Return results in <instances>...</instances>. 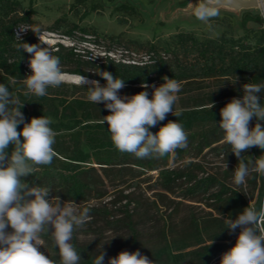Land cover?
Wrapping results in <instances>:
<instances>
[{
  "label": "trees",
  "instance_id": "obj_1",
  "mask_svg": "<svg viewBox=\"0 0 264 264\" xmlns=\"http://www.w3.org/2000/svg\"><path fill=\"white\" fill-rule=\"evenodd\" d=\"M117 10L130 16L138 13L135 7L125 3L119 5ZM34 13L33 8L23 7L19 0H0V83L9 88L10 83H13L15 96L24 103L21 111L26 123L33 117H51L54 122L50 127L56 133L53 148L57 155L50 165L33 166V173L23 178L30 186L50 188L52 192L48 198L59 196L61 200L71 199L82 203L92 197L103 196L99 189L104 179L118 183L125 181L128 176L135 178V171L146 169L158 171L159 181L167 191L182 176L195 179L187 188L191 197L209 193L208 197L214 200L212 208L233 220L244 208L250 206L245 193L229 187L223 177L206 174L197 178L190 172L166 167L169 154L160 158L138 159L131 153L120 152L111 140L107 122H101L104 116L109 115L103 103L95 104L88 98L68 97L50 92L43 97L33 94L26 96L24 93L27 89L22 83L31 73L28 69L31 54L23 50L19 52L13 45L19 43L15 40L18 27L34 26L31 19ZM87 13L84 11L81 16ZM248 21L258 23L260 28L240 36L229 35L224 31L214 38L199 37L191 31H178L157 42L150 41L141 45L146 48L147 52L144 54L121 48L120 58L103 54L89 60L78 56L73 51L74 48L66 47L61 42L55 43L52 54L58 56L60 62L73 64L72 68L62 70L63 72L98 80L101 86L106 81L95 73L98 69L124 79V88L127 90H145L140 87L142 82L161 85L164 77L175 79L186 86L208 79L219 82L222 87H228L226 91L221 89L190 95L188 98L191 104L185 103L180 109L174 108V112L180 113L179 116L169 113L164 121L149 130L155 134L169 121H176L187 133L188 145L186 148L177 149L174 155L191 151L194 157H203L204 151L213 152L222 155L224 161L234 169L238 159L231 152V146L224 141V133L219 128L220 110L232 98H242L244 84L264 83V18L260 15L244 14L242 24L245 25ZM82 31L97 34L95 30L83 28ZM20 35L23 42L44 47L37 34L30 29ZM110 39L116 41L115 37ZM235 76L238 77L236 83ZM257 95L264 105V93ZM151 98L149 95V99ZM211 103L214 106L210 109ZM256 122L253 117L251 128ZM260 123L264 127V121ZM22 128L23 125H19L17 130ZM20 139L23 141V137ZM12 150L13 146L10 144L7 151L11 153ZM260 156H264V150L251 147L243 153L242 159L245 162L249 159L255 161ZM199 169L204 171L201 165ZM227 173V170L224 171L225 175ZM249 175L254 182L258 179V194L252 207L259 210L264 195V173L251 171ZM213 188L215 190L210 192ZM123 199V210H117L120 216H115L106 207H84L90 208V217H102L110 228L127 232L129 252L139 250L155 264H220L222 255L235 245L240 232L238 228L235 233H227L225 220L219 217L201 222L191 219L183 236L169 238L168 234L161 231L163 241L147 247L142 244L141 231L133 218L134 210L139 207L140 202L131 199L129 195H124ZM131 202L135 208H128ZM115 205L113 203L112 207L116 209ZM43 237L50 249L48 257L60 264L58 249L53 246L50 234L44 233ZM71 242L80 253V264H93L97 254L79 243L74 233ZM108 258L105 256L104 264H108Z\"/></svg>",
  "mask_w": 264,
  "mask_h": 264
},
{
  "label": "clouds",
  "instance_id": "obj_2",
  "mask_svg": "<svg viewBox=\"0 0 264 264\" xmlns=\"http://www.w3.org/2000/svg\"><path fill=\"white\" fill-rule=\"evenodd\" d=\"M220 14V0H199L192 9V15L209 29L212 19ZM18 28L15 40L19 43L13 47L31 54L32 74L24 78L27 89L24 94L43 97L48 94V87H59L66 81L60 59L48 46L23 42L20 33L30 29L41 44H46L41 40L38 25ZM95 73L106 81L104 86L98 80H89L79 74L73 77V82L79 87L87 85L88 100L103 103L109 111L101 122H107L111 140L120 152L131 153L138 159L160 158L187 147V133L176 121H169L155 134L149 130L164 121L169 113L180 115L173 108L177 93L181 91L179 81L164 77V83L159 86L142 82L140 87L145 91L121 96L120 90L126 86L124 79L99 69ZM235 77L234 83L238 81ZM148 88H152L151 99ZM242 88V98H232L221 108L219 122L224 141L238 159L233 177L238 186L245 184L251 171L264 173V156L255 161L242 159L243 153L251 147L264 150V127L260 123L264 121V105L257 95L264 93V83H247ZM23 106L9 87L0 83V264H56L39 250L42 233L50 234L53 246L58 249L60 264H80V253L71 241L74 231L90 219V208H81L71 199L62 201L59 196L48 199L50 188L30 186L23 179L33 173L34 165H50L57 155L53 148L56 133L50 127L54 122L52 118L33 117L26 123L21 111ZM213 106L211 103L210 109ZM253 117L257 122L250 130ZM19 125L23 128L17 131ZM10 144L13 146L11 153L7 151ZM224 167L227 169L226 162ZM224 222L230 233L237 228L240 232L235 245L222 255L220 264H264V205L259 210L247 206L236 219L227 218ZM9 227L12 231H8ZM105 256L100 245L93 264H104ZM108 264L155 262L139 250H125L116 257H109Z\"/></svg>",
  "mask_w": 264,
  "mask_h": 264
},
{
  "label": "rangeland",
  "instance_id": "obj_3",
  "mask_svg": "<svg viewBox=\"0 0 264 264\" xmlns=\"http://www.w3.org/2000/svg\"><path fill=\"white\" fill-rule=\"evenodd\" d=\"M19 1L25 8L29 6L33 8L35 13L31 17L32 24L41 28V40L47 44H43L44 47L48 46L52 50L55 49L56 42H61L66 47L74 48L73 51L84 59L92 56L101 57L103 54L120 58L121 48L132 49L139 54H144L147 51L141 45L150 41L157 42L178 31H191L199 37L212 38L220 36L224 31L233 36L249 34L250 30L259 29L260 25L254 21H248L243 25V15H260L264 18V12L260 5L237 7L235 0H220L221 14L219 17L212 19L211 29L192 15V9L199 0ZM123 3L135 7L138 12L137 15L130 16L117 10V7ZM84 11L88 13L81 16ZM20 27L24 26L21 25ZM83 28L89 31L95 30L97 34L86 33L82 31ZM110 37H115L116 41H112ZM124 58L127 57L124 56ZM60 66L62 70H66L72 68L73 64L60 62ZM28 69L31 71L29 74L31 75L32 70L29 64ZM63 73L67 74L66 81L59 87H48L47 92L65 94L68 97L88 98L87 85L79 87L71 77L75 74ZM22 84L26 88L24 82ZM153 84L159 86L158 83ZM183 84L181 83V91L177 93V101L173 106L175 109H180L185 103L187 105L191 104V100L188 98L190 95L215 92L216 89L226 91L228 88L224 85L222 87L215 80L208 79L197 84L187 86ZM12 85L11 82L9 90L15 95ZM141 91L145 90H127L123 88L119 94L121 96H132ZM147 91L151 96L152 88L147 89ZM106 113L110 114L108 110H106ZM249 128L251 130L250 124ZM204 152L203 157H194L191 151H185L182 155L169 154L166 167L190 172L197 178L206 174L223 177L229 187L245 193L248 203L252 207L258 194V179L254 182L249 175L250 179H246L244 185L238 186L233 179L234 169L230 168L228 162H226L227 169L224 167L225 161L222 155ZM199 165L202 166L204 171H200ZM226 170L228 171L227 175L224 174ZM97 171L99 172L98 168ZM134 174L135 178L128 176L126 180L124 179L125 181L118 183L104 179L99 189L103 194L102 197H92L88 201L76 203L81 208L85 205L106 207L116 214L115 216H120L121 214H118L117 210H123L124 208L125 199H123V196L129 195L131 199H136L140 202V205L134 210L133 218L137 221L141 231L142 244L147 247L163 241L162 232L168 234L169 238L183 236L184 230L191 219L201 222L214 217L223 220L228 218L212 208L211 204L214 200L208 197L209 193L194 198L191 197L187 188L191 186L195 179L182 176L176 179L171 190L167 191L163 189L159 181L157 170H138ZM213 190L215 188L211 189L210 192ZM113 203L116 204V209L112 207ZM262 205H264V195ZM134 206V203L131 202L128 208H135ZM221 215L224 218H221ZM8 231H12L10 227ZM227 233H230V231L228 230ZM74 234L78 242L87 247L93 254H98L100 245L106 252L107 257H112L121 251H130V246L127 244L129 234L120 229L110 228L102 217H90L83 227L74 231ZM43 236L44 233L41 234L42 244L39 250L48 255L50 249Z\"/></svg>",
  "mask_w": 264,
  "mask_h": 264
},
{
  "label": "water",
  "instance_id": "obj_4",
  "mask_svg": "<svg viewBox=\"0 0 264 264\" xmlns=\"http://www.w3.org/2000/svg\"><path fill=\"white\" fill-rule=\"evenodd\" d=\"M237 7L264 5V0H235Z\"/></svg>",
  "mask_w": 264,
  "mask_h": 264
},
{
  "label": "bare ground",
  "instance_id": "obj_5",
  "mask_svg": "<svg viewBox=\"0 0 264 264\" xmlns=\"http://www.w3.org/2000/svg\"><path fill=\"white\" fill-rule=\"evenodd\" d=\"M260 7H261V9L263 10V12H264V5H260ZM67 74H65V76H66ZM69 75V74H68ZM74 76H76V75H71V77L73 78Z\"/></svg>",
  "mask_w": 264,
  "mask_h": 264
}]
</instances>
